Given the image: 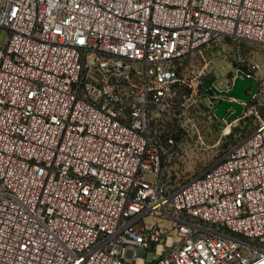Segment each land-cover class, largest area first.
<instances>
[{
  "label": "built area",
  "instance_id": "obj_1",
  "mask_svg": "<svg viewBox=\"0 0 264 264\" xmlns=\"http://www.w3.org/2000/svg\"><path fill=\"white\" fill-rule=\"evenodd\" d=\"M0 29V264H264V0H0Z\"/></svg>",
  "mask_w": 264,
  "mask_h": 264
},
{
  "label": "rangeland",
  "instance_id": "obj_2",
  "mask_svg": "<svg viewBox=\"0 0 264 264\" xmlns=\"http://www.w3.org/2000/svg\"><path fill=\"white\" fill-rule=\"evenodd\" d=\"M6 37V31L0 29V44H2ZM235 50V43L228 42V53ZM241 51L245 53L250 59L257 61L261 66V76L264 90V42L256 40H245L242 42ZM212 56L221 55L220 49L211 48ZM214 66L217 68L215 74L219 79H224L227 74L234 69L232 61H217ZM246 123L241 125L235 130V134L228 135V137L221 140L219 143L216 139L207 138L204 144L199 145L197 148L188 149L182 156L175 161L172 168V174L175 179L182 180L189 176L196 175L199 172L210 166L215 160L223 155L227 147L235 139L239 133L244 132L247 127H251L254 124L252 117L246 119ZM215 134L219 135V131H215ZM217 137V136H216ZM216 144L213 146V144ZM151 258V255H150Z\"/></svg>",
  "mask_w": 264,
  "mask_h": 264
},
{
  "label": "water",
  "instance_id": "obj_3",
  "mask_svg": "<svg viewBox=\"0 0 264 264\" xmlns=\"http://www.w3.org/2000/svg\"><path fill=\"white\" fill-rule=\"evenodd\" d=\"M204 85L208 86V82L205 81ZM258 87L259 82L256 77L249 76L238 70V75L235 77L233 86L227 92V95L233 96L237 99L250 100L252 94L258 89ZM212 89L215 90L214 87H212ZM249 89H251V91L247 92ZM214 107L216 116H218L219 118H223L227 113V109L232 107L234 111L228 114V120L239 116L243 110V105L240 102L229 99H219Z\"/></svg>",
  "mask_w": 264,
  "mask_h": 264
},
{
  "label": "trees",
  "instance_id": "obj_4",
  "mask_svg": "<svg viewBox=\"0 0 264 264\" xmlns=\"http://www.w3.org/2000/svg\"><path fill=\"white\" fill-rule=\"evenodd\" d=\"M233 135V134H232Z\"/></svg>",
  "mask_w": 264,
  "mask_h": 264
}]
</instances>
